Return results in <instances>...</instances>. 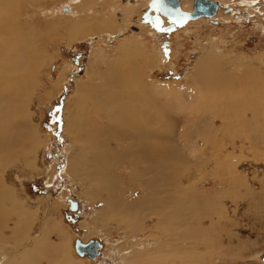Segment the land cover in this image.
<instances>
[{
  "label": "rangeland",
  "instance_id": "rangeland-1",
  "mask_svg": "<svg viewBox=\"0 0 264 264\" xmlns=\"http://www.w3.org/2000/svg\"><path fill=\"white\" fill-rule=\"evenodd\" d=\"M10 1L7 13L18 19L22 37L28 41L23 49V67L30 61L28 46L31 44L37 49L35 60L39 69L33 75L37 78L35 88L27 96L21 95L16 105L18 123L12 130L8 128L13 140L4 142L5 145L0 141L5 147H0V155L3 149L8 152L9 162V165L5 162L3 180L28 215L27 219L23 217L26 219L23 225L15 217L6 218L8 222L4 219L7 228L0 229V264H16L11 260L21 259L37 239L40 241L38 255L30 258L37 264H131L134 255L144 256L137 264H264V117L259 120L256 113H264V0L252 6L246 0L223 2L234 13L220 11L216 20L202 18L171 32H165L171 24L168 19L162 18L159 26L145 19L150 0H95L89 11L78 8L86 0ZM181 2L183 10H192L193 0ZM115 6L117 30L109 33L113 34L112 39L108 34L72 39V25L99 14L111 17ZM6 20L0 21V30L8 37L13 28L7 31ZM128 41L144 47L145 53L152 57L149 61L152 64L144 67L149 81L183 87L184 94L176 96L147 94L139 84L141 73L137 72V79L131 73L132 62L126 61L122 68L120 64L114 65L116 71L123 72L132 81L125 90H132L133 94L138 91L139 99L148 100L153 106L151 111L158 112L153 130L167 138L150 145L165 152H173L175 148L181 156L172 155L169 160L155 163L157 172L161 170L169 178L167 182L159 179L157 172L144 176L139 173L143 165L131 167L123 160L109 164L106 172L119 181L125 199L132 202H139L143 197L138 179H159V190L174 197L169 205L160 204L169 207L168 215L173 218L159 223L147 208L138 211L137 217L145 218L139 223L135 221V213L120 215L121 207L109 216L120 217L121 223L104 225L97 219L107 212V196L92 198L91 192L103 187L105 180L99 178L95 182L83 177L75 181L66 174L75 153L90 148V134L94 132L90 128L92 116L98 112L86 111L80 134L76 135L69 123L81 99L77 82L101 86L109 71L106 60L111 57L113 64L114 58L120 56L122 44ZM101 49L110 57L101 58L94 65L95 52ZM205 54H213L209 56L213 61L218 57L219 76L225 81L217 83L221 86L215 90L204 91L202 86L192 83L197 64ZM92 69L100 75L93 80L90 79ZM137 111L146 113L142 107ZM202 117L209 120V125H215L218 134L208 144L193 134L196 141L192 142L196 146L188 144L194 147L192 153L189 148L185 150V141L191 137L189 128L199 124ZM236 117L235 123L232 119ZM245 117V123L253 125L242 128L239 125ZM101 122L97 119V125ZM224 122H229V126ZM108 134L121 138L116 132L108 131ZM102 135L106 138L107 134ZM37 140H42L44 145L34 150L32 144ZM9 146L14 149H6ZM113 147L117 153L126 148L117 149L115 142ZM213 153L218 157L214 158ZM111 196H121L120 191H114ZM70 199L78 202L77 212L71 211ZM156 200L159 201L157 196L148 199L154 203ZM180 218H186L187 222ZM179 232L188 233L190 239L180 238L176 235ZM78 239L84 243L100 241L101 256L95 262L79 256L74 249Z\"/></svg>",
  "mask_w": 264,
  "mask_h": 264
},
{
  "label": "bare ground",
  "instance_id": "bare-ground-1",
  "mask_svg": "<svg viewBox=\"0 0 264 264\" xmlns=\"http://www.w3.org/2000/svg\"><path fill=\"white\" fill-rule=\"evenodd\" d=\"M214 1L218 2L222 6L219 12L224 11L225 13L226 12L234 13V9L232 7H228L227 5H225V3L229 4L230 0H214ZM246 1H247V4L252 6L258 0H246ZM94 2L95 0H86L83 2V4L78 6V8L80 10L89 11L91 10L92 7H94ZM149 2H151V0ZM243 2H245V0H243L242 3ZM10 3H11L10 0H0V21L2 19H7L6 20L7 31H8V28L15 29V30L12 29L10 30V32H8V37H5L7 33L3 34L0 30V127L3 126L0 128V131H4L2 133L0 132V141L3 144L6 141L10 142L11 140H13L12 135L11 136L9 135L10 133L8 131V128H10L9 130H12L15 124L18 123L17 122L18 121V115H17L18 111L15 112L16 105L19 102L21 95L25 97L27 96V93L29 91H32L31 88L32 89L35 88L36 85L34 86V84L37 78H35V76L33 75H35L34 73H36V69L37 71L39 69V68H36V65H38V63L35 60L37 49L34 48L31 44L28 46L30 61L27 66L23 67L25 64L23 49L27 45L28 41L22 37L21 30L18 28V25H17L18 19L15 17H12L11 15L7 13V10L10 8ZM109 3L110 2H108V4ZM112 4L115 5L114 2ZM187 8L189 9V7ZM74 9L76 8H72V10ZM253 9L254 8H252V12H254ZM116 10H117L116 6L113 7L111 17H106L105 16L106 14H99V15L93 16L92 19L90 18L91 20H82L80 21V23L76 25H72L70 29V35L72 36V39H76V40L77 39H87L88 37H93L94 35L97 36V34H105V35L108 34L107 36H110V39H112L114 36L113 34H109V33H113V32L115 33V31L117 30V24H116V18H115V13L117 12ZM227 10H230V11H227ZM252 12L250 11V13ZM8 16H10L11 18ZM150 16L151 18L148 20L149 23H152V25L154 23L156 24L155 19L157 18V15L154 14ZM216 17L214 18V20H216ZM162 18L163 17L160 18L161 20L160 23H162L163 21ZM150 25L151 24H149V26ZM143 48L136 45V43L131 44L129 43V41L125 44H122L120 56L116 58V60L115 58L114 60L112 59L113 64L110 61L111 57L109 55H106L105 51H103L102 49L100 50V52L96 51L94 58L95 60L96 59L97 60H96V63L94 62V65L98 63L99 59L106 58L108 56L110 58L107 57L109 60H106L105 64L106 66H109L108 70L111 72L107 71V74H106L107 78H104V81L100 82L101 86H98L99 84L97 85V83H96L97 86H95V85H92L91 83L83 84V83L77 82V89H78L79 95L81 96V99H79L78 105L76 109L73 111L74 115L70 119L69 126L71 127V130L74 131L76 135L80 134V132L82 131L80 129L84 128L83 127L84 126L83 117L86 116L85 115L87 114L86 111L89 112L91 110L92 112L94 111L98 113L92 116L93 123L91 124L90 128L92 127V130L94 132L90 134L92 138V141L89 143L90 148L88 150L79 149L78 152L75 153L72 159H70V164H68L67 166L68 170L66 171V174H69V176H71V179L75 181L80 180L83 177L87 179L88 181L89 179H91L92 181H95V182H98L99 178L100 180H105L103 187H101L96 192L95 191L91 192L92 193L91 195L93 196V197L91 196L92 198L99 197L103 194H106L107 196L105 199L107 203L106 205L107 212L103 215H100L97 219L98 222H101L104 225L109 222L120 221L119 223H121L122 219H120V217H117V216L114 218L109 217L111 216L110 215L111 213L113 214L117 210L121 209V207L123 211L120 212L121 213L120 215L127 213L126 216L127 215L129 216L130 214L135 213L136 214L135 221H139V223L142 222L143 219L145 218L140 219L141 217H137L138 211L139 210L145 211L147 208L149 209L147 210L149 211L150 215L157 216V220L159 223H162L168 217L171 219L173 218V215L171 216L168 215L169 207L160 205V204H166V203L169 205L174 199L171 193L162 192L159 190L160 185L158 184L160 183L158 182V180L162 179L163 181L167 182L169 181V178L165 176V173L163 171L162 173H160L161 170L157 172V168H155L154 166L156 162L162 159L169 160L171 159L172 155L173 157L175 156V158L181 155L177 152L175 148L173 152L169 150H168L169 152L167 151L165 152L164 150L155 149V146L150 145V143L152 144L153 142L157 140L160 141V140L167 138L165 136H160L159 132H156L155 130H153V126L155 125L157 121L156 117L158 115V112L156 111L153 113L151 111L153 106L148 100L141 101L139 99L138 91H136V93L133 94L131 93L132 90L130 91L125 90L126 88H129V84L132 83V81L129 80L123 72L116 71L114 68V65L120 64L122 68L125 65L126 61L132 62L133 70L131 73L134 75L135 79H137V72L141 73L139 76V84L143 85L144 87L143 91L147 94L176 96L179 94L181 95L183 93L181 91L183 87L182 89H180V87H177L175 85H163L161 83H153L152 81H149L145 76L146 72L144 70V67L145 66L148 67L152 64L151 62H149L150 60H152L151 59L152 57L150 56V54L145 53L144 51L145 49ZM209 56H214V55L213 54L206 55L205 58L202 60V62L197 64L198 65L197 69L195 70V73L192 78L193 80L192 83L202 86L203 87L202 90L204 91H207V90L210 91L213 89L215 90L218 86H221V84L217 85V83L225 82V81L222 82L219 76L221 69H219L220 66L218 65L219 63L218 57L216 61H213V58L209 59ZM91 74H92V77L90 78L91 80H93L92 78L94 77L100 76L98 71L97 70L94 71L93 69L91 71ZM254 87L256 86L254 85ZM192 91L194 93V90ZM10 95H14V96L10 98L9 97ZM215 100H214V103L216 102ZM192 101L194 100L192 99ZM141 107H142V110L146 113H143V114L138 113L137 110ZM256 113L259 117L258 119L263 120L264 113L260 111ZM259 113L261 115H259ZM98 117L102 120V122L100 124L98 123L97 125V119H99ZM204 118L201 122L198 120L200 122L199 124L194 123L191 129L189 128L188 132H191L190 134L191 137L190 138L187 137V140L185 141V146H184L185 150L189 148L190 151L193 153L194 147L191 145L188 147L189 143L196 146L194 144L195 142L194 143L192 142V141H196L193 134H196V136L204 144L210 143V139L214 136H217L218 131L214 128L215 125L214 124L209 125L207 123V121L209 120H205ZM19 120L25 121L24 118L22 119L19 118ZM232 120L233 122L236 123L237 117ZM243 120H244V123H240L239 125V126H242V128L247 125H250V126L253 125V123L251 122L245 123L246 117ZM225 124H226V127H228L230 123L227 122ZM71 130H70V133H71ZM22 131L20 134H22ZM108 131L116 132L121 138L119 139V138L110 136L108 134ZM95 133L96 134L99 133L97 134V140H95ZM102 134H107L106 138L103 137ZM15 136L14 138H17ZM20 140L21 139H17V140L14 139V141L16 142ZM113 142H115V147H117V149L118 147H120L119 149H122V147L126 146L125 150L124 151L122 150L119 153H117V151L113 149L114 148ZM124 143L125 145H122ZM7 144H11V143H7ZM12 144H15V143L12 142ZM32 145L35 146L34 150H36L42 147L44 145V142L42 140H37V142L33 143ZM0 147H3L1 143H0ZM11 148L13 147H10V146L6 147V149H11ZM32 151L33 150L31 149L30 152L32 153ZM1 154L2 155H0V229L4 227L5 225L7 226L6 220L8 222L9 219H6V218L13 219L15 217L18 219V222H20L21 225H23L26 219L28 218L27 213L24 212V210L22 209L23 206L21 202L17 200V196L15 195V192L9 189L5 184L6 182H4L3 180L4 178L3 174L5 173L4 170L6 169L5 166L9 162L6 156L8 155V152H4V149H3V153ZM213 156L214 158H217L218 154L213 153ZM117 160L126 161L131 167H137V166L143 165L144 168H142L141 171H139V173H141L144 176L147 174H151V172L152 173L157 172L158 175L160 176L158 180H156V178H153L150 180H141V179L137 180L138 183H141V185L138 186V188L142 190L143 197L141 201L132 202L130 201V199H125L124 193L122 194V191L119 188V181L111 178L106 172L109 166L112 164L114 165V162ZM6 161H7V164L5 163ZM59 171L61 172L62 170H59ZM132 179L133 178H131V180ZM191 182L192 180L190 181V183ZM177 188H180V185H178ZM118 190L120 191L121 196L112 197L111 196L112 193ZM182 192L183 190L181 191V193ZM154 196H157V199H159V201L156 200L157 202L155 203L149 202L148 199ZM151 200L155 201L154 199H151ZM111 202L114 203L113 207L111 205ZM150 204L153 205L151 208H150ZM180 210H181L180 208H176L175 211L180 212ZM12 214H14V216ZM9 216H13V217H9ZM23 217H25L26 219H24ZM111 218L113 220H111ZM180 219L182 221L187 222L186 218H180ZM20 223H17V224L20 225ZM6 226L5 228H7ZM176 235H179L180 238L182 239L183 238L190 239V235L188 233L179 232ZM13 240H16V239H13ZM37 240L38 241L36 242V244L33 245L34 247L32 246L33 248L29 250L28 252L26 251V253L21 259H17V257H15L11 260L14 262H11V263L16 262V264H37L35 260L32 261L30 259L33 257L36 258L38 255L36 249L40 241L39 239ZM20 244H22V242ZM23 246H25V244ZM22 251L23 253L25 252L24 250ZM143 258H144L143 255H136V256L134 255L131 258V260L130 259L129 260L131 264H137V262L142 261ZM96 260H93V262H95Z\"/></svg>",
  "mask_w": 264,
  "mask_h": 264
},
{
  "label": "water",
  "instance_id": "water-1",
  "mask_svg": "<svg viewBox=\"0 0 264 264\" xmlns=\"http://www.w3.org/2000/svg\"><path fill=\"white\" fill-rule=\"evenodd\" d=\"M221 5L214 0H193V7L191 11H185L182 8L181 0H151L148 9L144 13L145 19L151 18V13H155L156 25H160V18H166L170 21V26L165 29V32H171L174 28L188 24L202 18H209L213 20L221 9ZM230 11V10H227ZM50 129H52L50 127ZM70 209L77 212L78 203L72 199L69 200ZM75 251L79 256H87L91 260H96L100 255V250L103 245L100 241L91 240L87 243L81 240H76Z\"/></svg>",
  "mask_w": 264,
  "mask_h": 264
},
{
  "label": "flooded vegetation",
  "instance_id": "flooded-vegetation-1",
  "mask_svg": "<svg viewBox=\"0 0 264 264\" xmlns=\"http://www.w3.org/2000/svg\"><path fill=\"white\" fill-rule=\"evenodd\" d=\"M78 203V202H77ZM70 204V203H69ZM79 206V205H78ZM101 256V255H100Z\"/></svg>",
  "mask_w": 264,
  "mask_h": 264
}]
</instances>
